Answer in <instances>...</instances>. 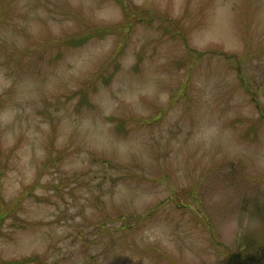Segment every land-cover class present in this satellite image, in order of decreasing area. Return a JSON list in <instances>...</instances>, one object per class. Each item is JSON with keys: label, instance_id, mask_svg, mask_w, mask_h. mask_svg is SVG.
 I'll list each match as a JSON object with an SVG mask.
<instances>
[{"label": "rangeland", "instance_id": "1", "mask_svg": "<svg viewBox=\"0 0 264 264\" xmlns=\"http://www.w3.org/2000/svg\"><path fill=\"white\" fill-rule=\"evenodd\" d=\"M125 3L0 0V264H264V0Z\"/></svg>", "mask_w": 264, "mask_h": 264}, {"label": "trees", "instance_id": "2", "mask_svg": "<svg viewBox=\"0 0 264 264\" xmlns=\"http://www.w3.org/2000/svg\"><path fill=\"white\" fill-rule=\"evenodd\" d=\"M116 1L123 7L124 11L127 10V7L125 5L126 4L125 0H116ZM134 9H135V6L132 5L129 10L133 11ZM127 15H130V14L127 13ZM144 17L145 16H141V18H144ZM140 21H141V19H140ZM129 27H131V25ZM108 30L113 31L109 27H95V28H91L90 30H88L87 32H85L83 34L71 36L69 38L63 39L62 41H63V43H65L69 46L77 47V46L83 45L88 40H92V38L103 36L104 34H106L108 32ZM169 31L173 32L174 34L175 33L177 34L176 27L169 28ZM83 97H84V99H86V97H88V95L86 96V94H84ZM110 118L113 120L115 119L112 116H110ZM16 263H18V262H16ZM4 264H6V263H4ZM7 264H15V263L12 261H7Z\"/></svg>", "mask_w": 264, "mask_h": 264}]
</instances>
